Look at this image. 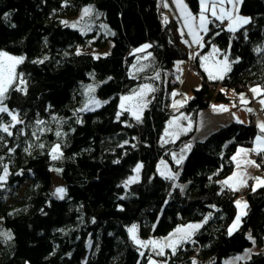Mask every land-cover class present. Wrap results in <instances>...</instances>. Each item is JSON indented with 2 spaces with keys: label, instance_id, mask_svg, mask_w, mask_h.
I'll list each match as a JSON object with an SVG mask.
<instances>
[{
  "label": "trees",
  "instance_id": "16d2710c",
  "mask_svg": "<svg viewBox=\"0 0 264 264\" xmlns=\"http://www.w3.org/2000/svg\"><path fill=\"white\" fill-rule=\"evenodd\" d=\"M183 1L190 13H199L198 0ZM86 5L111 28L110 35L95 28L81 34L62 23ZM163 11L157 0H0V52L24 57L16 66L22 85H11L2 104L20 123L0 113V127L12 133L0 131V175L5 166L8 170L0 182V223L11 232L9 239L0 237V264H145L149 253L141 255L130 238L131 225L142 240L202 223L174 255L167 252L168 264H192L193 256L196 264H222L252 243L248 233L257 247L264 245V186L243 192L246 215L229 235L237 192L220 183L233 171L234 151L264 136L257 126L229 122L201 141L191 142L189 131L175 142L159 143L174 114L165 105L163 76L176 60L190 59L179 23L163 24ZM239 13L249 23L234 31L219 21L209 24L198 49L216 46L227 55L231 71L209 81L199 70L201 85L178 113L195 117L212 103L231 101L219 86L241 91L259 84L264 90V0H241ZM108 41L107 54L75 52L87 45L104 49ZM143 43H148L144 51H132ZM143 52L150 54L160 80L152 71L129 75ZM92 80L98 82L96 95L109 98L99 108L79 112L77 85ZM144 81L156 86L141 119L127 112L118 116L119 95ZM56 144L62 155L53 160ZM182 144L191 148L175 165L169 153ZM160 158L176 170V180L158 174ZM137 165L138 179L128 180ZM53 170L64 183L62 199L49 193ZM240 264H264V251Z\"/></svg>",
  "mask_w": 264,
  "mask_h": 264
},
{
  "label": "rangeland",
  "instance_id": "374dc122",
  "mask_svg": "<svg viewBox=\"0 0 264 264\" xmlns=\"http://www.w3.org/2000/svg\"><path fill=\"white\" fill-rule=\"evenodd\" d=\"M232 5H233V3L231 4V7H232ZM85 8L90 9V12L87 15L84 14ZM194 16H196L197 19L193 22V26L198 31L199 13L197 15H194ZM96 17H98V12L92 6L86 5V6L80 7L78 12L76 13V15L70 16V17H63L61 19V21L63 24H65L71 28L77 29L81 34H87L95 28V29H98L99 31L103 32L106 35H110L112 33L111 28H109L108 25L105 24L104 22L96 20ZM181 31L184 32L182 30V28H181ZM185 40L187 41L186 34H185ZM187 43H188V41H187ZM110 46H111L110 41H108V44L104 49H97V48L92 47L90 45L78 46L77 48H75V52L79 51V53H81V52L82 53H84V52L85 53H91L93 56L104 55V54H107L109 52ZM145 46H148V43L140 44V45L136 46L135 48H133L132 51L133 52L144 51L147 48ZM188 47L190 49V48H192V45H188ZM146 53L147 52H143V53H139L137 55V57L135 58L132 65L129 67V75H131L132 77H136L142 73H148V72L152 71L151 76H155V79L158 81V80H160V77L158 76V72L154 69V62L151 58H144V55ZM8 56L18 57V56H13V55H9V54H8ZM139 57H141V58H139ZM207 57H208V61L211 64L216 63V55L213 53V51L209 52L207 54ZM2 59H4V63L6 65L12 63L11 61H8L6 58H2ZM17 65H15L14 72H13L15 79L8 86V88L14 84L18 85V86L22 85V82H23L22 78L16 71ZM188 66H189V60H186V59L176 60L172 66V69L167 71L163 76L162 85H163V88L165 90L164 91L165 105L169 108V110H173V112L178 111V109H180L183 106V104L186 103L192 97V90L199 88L201 85V82H202L201 77L198 76L197 74H195V72L190 71L188 69ZM97 85H98V82L94 81V80L89 81V82H80L77 85V90L81 96L79 105L77 106V110L79 112L88 111L89 109L93 110V109L99 108L101 105H103L108 100L109 97L102 98V97H98L96 95ZM144 85H149L152 89H155V86H156L152 82L144 81V82L140 83L137 87L132 89L131 91H129L125 94L119 95V98H118L119 113L120 112H127L129 114V116H131L133 119H136L135 115L133 113H136L139 115L142 114V112L146 108L154 90L148 91L147 89H145L144 94H143V98H142V104L144 106L141 108L136 107L137 100L140 99V97L137 96L132 100L123 101L124 108L122 109L121 108V103H122L121 97L133 96V94L138 93ZM252 86H253V88L254 87H260L263 90L262 86L259 84H253ZM219 89H222L223 91H225V93L231 99H232V96L234 95V93H236L235 90L232 88H225L224 89L222 86H219ZM174 93H175V95H173ZM251 93L253 94L252 91H251ZM257 99H259V100L264 99V94H262L261 96H258ZM2 106H4V105H2ZM240 107H242V105H239V106L235 107L234 109H237ZM201 111H202V113H207L209 118L216 117L214 114H210V110L204 109ZM201 111H199V112H201ZM14 115H16V114H14ZM17 119L19 120L18 117H17ZM176 121H178L177 118H172L166 123L165 128H164V130L161 133L160 138H159L160 144L163 145V144L175 142L181 136H183L184 125H182V123L174 125V123ZM12 122H16V121L12 120ZM202 125H203V122L201 120L200 126H199L197 132L195 131V133H194V135H196L195 138H199V139L193 140V138L191 137V142L204 140L206 138V136L210 133V132L205 133V131L203 132ZM197 133L201 136H198ZM192 136H193V134H192ZM188 145H190V144H188ZM186 153H187L186 144H182V145H180V147L178 149H172L169 153V157L172 159L173 164L178 165L176 163V159H179L181 156H183L185 158ZM174 157H175V159H174ZM137 166H136V169H137ZM156 168H157L158 174L161 176L167 177L168 175L172 174V175H175V177H176V170H174L172 167H169L167 161L163 158L159 159L158 163L156 164ZM135 179H138V171H136L132 176H130L128 178V180H131V181H133ZM174 180H176V178ZM50 183H51V185L49 187V193L51 194L52 198L61 199V198H59V195L56 194V189H58V188H64L65 189V187H64V183L62 182L61 178L58 176L57 173H55L54 170L51 172V182ZM182 186L183 185H180V187H182ZM65 194L66 193L63 194V198L65 197ZM240 201L245 203L244 198H243V200H240ZM238 214H240L239 211H238ZM238 214L236 213V216ZM189 224H202V223L201 222H194V223L184 224L183 226H178V227H184V226H187ZM132 226L133 225H131L130 228ZM178 227L173 229V232ZM189 231H192V230H189ZM136 236H137V233H136ZM0 237L8 238V239L11 237V232L8 229L2 227L1 223H0ZM167 237H169V235L163 236V237H153L152 236L148 239H142V240L138 237V239L141 241H145V242L150 241V240L163 241ZM248 237H249V233L247 234V238ZM130 238H131V236H130ZM190 238H189V240H190ZM251 241H253V240H251ZM136 245L139 246L140 253L144 252L145 250L149 253L148 260L146 261L145 264H168L167 263V259H168V253L167 252L172 253L171 248H164L163 255H159L158 254L159 248L154 250L151 244H145V246H140L138 244H136ZM246 250H250V251H247V254H246ZM259 251H264V245L261 247H257L252 242L247 248H245V250L238 253L237 255L228 256L227 258H224L222 260V264H240V263H243V262L249 260V257L252 254L259 253ZM87 252L88 251H86V253L83 255L84 256L83 259L86 258ZM237 257H241V259L237 260L236 259ZM193 260H195L194 256H193L192 261H191L192 264H193Z\"/></svg>",
  "mask_w": 264,
  "mask_h": 264
},
{
  "label": "snow or ice",
  "instance_id": "6c2138e0",
  "mask_svg": "<svg viewBox=\"0 0 264 264\" xmlns=\"http://www.w3.org/2000/svg\"><path fill=\"white\" fill-rule=\"evenodd\" d=\"M175 2L177 4V6L181 8L182 13L184 14L185 23H186V26L189 28V35L193 37V42L196 44H199L201 47H203V44L201 43V41L203 40V37L199 35V32H203V33L207 34L209 31V28H208L209 24H212L215 21H219L220 24H223L224 21L227 19L229 21L228 31H234L235 29H234L233 25L236 24L237 22H239L241 25L249 23V20L247 18H242L239 16H233L232 12L225 9V7H224L225 2L231 4V3H233V0H199L200 11H199V16H198L199 25H198V31H197L193 26V22L197 19V17L193 16L192 13L187 11V6L183 4V0H175ZM237 2H239V0H237ZM89 12H90V9H88V8L84 9L85 15H87ZM209 16H211L213 19H209ZM165 22H167V21H165ZM216 34L219 35V33H216ZM181 35H183V33H181ZM184 42L187 43V41H184ZM145 47H148V46H145ZM219 51H220L219 49H217L213 46V53L214 54L219 52ZM77 54H79V51L77 52ZM2 58H6L8 61H11L12 63L6 65L4 63V59H2ZM204 59H207V57H205ZM23 60H24V57H12V56H8L7 53L0 52V113H5V112L8 113L11 116L12 120L16 121V123H20V121L17 119V116L14 115L12 112H10L7 107L2 106V104H3L4 94L7 91L8 86L15 79V77L13 75L15 65L22 63ZM235 62H238V60ZM33 63H37V61H33ZM39 63H43V61H39ZM216 63L222 66L221 70L218 71L216 73V75H213V73L208 72V69L205 68V71L208 72V76H209L210 80H215V79L222 80V79H224V76L226 75V73L231 71V64L228 62L227 55L224 56L223 60L217 61ZM145 89H147L148 91L154 90L149 85H144L140 89V91L138 93H134L133 96L121 97V100H122L121 108L122 109L124 108L123 101L132 100L137 96H139L140 99L137 100L136 107L137 108L143 107L144 105L142 104V98H143V94H144ZM17 90H19V89H17ZM250 90L253 92L254 95L264 94V90H262L260 87H254V88H251ZM173 95H175V93ZM240 99L242 102L247 103L243 94H240ZM259 103L261 105H264V99H261L259 101ZM213 108H214V110H216L217 106H213ZM89 110H91V109H89ZM219 110L220 111H227V108L223 105H220ZM248 111L251 112L252 110L248 109ZM119 114L120 113H117L118 116H119ZM133 114L135 115V118L137 121H139L141 119V116L139 114H136V113H133ZM237 122L242 123V121H237ZM38 123L42 124L44 122L38 121ZM258 128L260 129L261 133H264V122L259 123ZM0 131L7 132L9 135H12V133L9 131L8 127H0ZM60 135H61V133L59 131H57L56 136L59 137ZM0 139H2V137H0ZM254 143H255V147L252 149H243V148L238 149L237 155L233 156L232 160L236 161L237 156H239L241 153H243V155L245 157L248 155L249 152H252L258 156H264V136L257 135L255 137ZM40 147H44V146L40 145ZM187 147L191 148V145H188ZM50 155H51V158L53 160L60 158L62 153L60 152V145L59 144H56L55 146H53L51 148ZM174 159H175V157H174ZM183 159H184V157L181 156L179 159H176V163L179 165ZM244 162L247 165H251V166H254L257 168L260 167L259 164H257L255 161H252V160L245 159ZM139 167L140 166H137L136 171H139ZM237 167L238 168L240 167L239 163H237ZM57 171H60V170L57 169ZM7 174H8V170H7V167L5 166L4 175H0V182L5 181ZM245 175L246 174L233 173L232 176L228 177L227 179H225L221 183L224 185H227L233 191H238L239 186H247L246 179L244 178ZM166 178L175 179V175L170 174ZM253 179L256 180L257 185L264 186V179H262L260 177H254ZM233 180H236V184L230 183V181H233ZM181 190H183V189H181ZM252 190L255 191L256 190L255 187H253ZM64 193H65L64 188L56 189V194L59 195V198L62 199ZM236 206H237V208H241V207L246 208L247 204L246 203L242 204V202L240 200H237ZM242 215H246V212H241L240 214H238L236 216L235 221L233 222V224L228 229L229 235L232 234L234 229L238 228ZM205 222H207V220H205ZM201 226H202L201 224H189V225L184 226V227H178L173 233L169 234V237L165 238L163 241L150 240V241L145 242V241L139 240L138 237L136 236V227H137L136 225H133L131 228L128 229V231H129V234H130L132 240L136 244H138L140 246H145V244H151L154 250L159 248V252H158L159 255H163L164 248H171L172 254L174 255L177 247L181 243H187L189 238L193 234V232L195 230H198ZM189 230H192V231H189ZM248 238L250 240H252V237L250 234H249ZM252 242L255 243L254 240ZM193 243H194V241H193ZM247 251H250V250H246V254H247ZM141 255H143V253H141ZM236 259L239 260V259H241V257H237ZM193 264H196L195 260H193Z\"/></svg>",
  "mask_w": 264,
  "mask_h": 264
},
{
  "label": "crops",
  "instance_id": "0c3cea01",
  "mask_svg": "<svg viewBox=\"0 0 264 264\" xmlns=\"http://www.w3.org/2000/svg\"><path fill=\"white\" fill-rule=\"evenodd\" d=\"M157 2H158V5L162 11L163 10L168 11L170 19L176 20L179 23V27L181 26L180 29L182 28V30L185 32V33L184 32L183 33L186 34L187 41H188L187 45L197 46L198 49H200L201 46L199 44L194 43L193 37L189 35V29L186 26L184 14L182 13L181 8L177 6L175 0H157ZM240 2H241V0H239V2H237V0H233L232 7H231L232 3L230 4V3L225 2V4H224L225 9L232 12L233 16H239L242 18H247L245 16H242L239 13ZM198 3H199V0H198ZM183 4L186 5L184 3V1H183ZM199 8H200V4H199ZM187 11L190 12L188 10V8H187ZM209 18L213 19L211 16H209ZM224 22H226V25L228 28L229 21L226 19ZM240 26H242V25L239 22H237L236 24L233 25L235 30L237 28H239ZM199 35L203 37L204 33L199 32ZM201 43H203V40L201 41ZM213 46L214 45H211L209 47V49L203 53H199V50H198L195 54V57L197 60V67L203 73V75L206 77V79L209 81H218L220 79L210 80L209 76H208V72H211V73H213V75H216V73L218 71H220L222 68L221 65H219L217 63L211 64L208 61L207 54L209 52L213 51ZM214 47L217 48L216 46H214ZM190 54H191V52H189V55ZM215 55H216V62L223 60L224 56H225L221 52V50L219 52L215 53ZM205 57H207V59H204ZM139 58H141V57H139ZM144 58H150V54L146 53L144 55ZM228 62L230 63L229 60H228ZM205 68L208 69V72L205 71ZM251 88H253L252 85H250L248 88H246L244 90H241L243 93L241 91H235L236 93H234V95L232 96L231 101H229L227 103H212L207 108V110H210V114H214L216 116L214 118L213 117L209 118L207 113H202V111L198 112L195 117H192L190 114H187L185 112H179L178 113L177 111L173 112V110H171L172 113H174V114L169 118V120L172 118H177L178 121H176L174 123V125L182 123V125H184L183 135L188 133L189 131H192L193 132V136H192L193 140L199 139V138H195L196 135H194V133H195V131L197 132V130L200 126L201 120L203 122V125H202L203 132L205 131V133H209V132H211V131H213V130H215V129H217V128L225 125V124H228L229 122L242 121L243 124H249L250 123L249 114H251V115H254V117H255L254 125L257 126V128H258V124L264 122V105H261L259 103L260 100L257 99V97L261 96L262 94L256 95V96L253 95L251 93V90H250ZM240 94H243L247 103H244L241 101ZM220 105L225 106L227 108V111H220L219 110ZM239 105H242V107L234 109L235 107H237ZM213 106H217L216 110H214ZM248 109H251L252 111L249 112ZM166 123H165V125H166ZM165 125L163 127V130L165 128ZM197 135L201 136L198 133H197ZM254 141H255V138H254ZM187 146H188V144H186V151H188V149H189V148H187ZM254 147H255V143H253V145L251 147H245V146L244 147H238L234 151L233 156L237 155L238 149H241V148L252 149ZM256 156H258V155L254 154L252 152H249L246 157L243 155V153H241L239 156H237V160L233 161V164H234L233 171L228 177L232 176L233 173L246 174L244 176V178L246 179V183H247V186H239V190L234 191V192H237L236 201H237V199L243 200V198H244L243 192L246 190V188L250 187L253 189V187H255V189H256V187H259V185H257V183H256V180L253 179L254 177H260V178L264 179V156H261L262 158L259 161L256 159ZM245 159L255 161L257 164L260 165V167L257 168V167L245 164V162H244ZM237 163L240 164L239 168L237 167ZM228 177L224 178V180L227 179ZM224 180H222V181H224ZM230 183L236 184V180L230 181ZM221 185L223 187L225 186V187L229 188L227 185H224L222 183H221ZM242 204H243V202H242ZM245 210H246V208H243V207L237 208L236 213L238 214V211L240 213L245 212Z\"/></svg>",
  "mask_w": 264,
  "mask_h": 264
},
{
  "label": "built area",
  "instance_id": "2783aa9c",
  "mask_svg": "<svg viewBox=\"0 0 264 264\" xmlns=\"http://www.w3.org/2000/svg\"><path fill=\"white\" fill-rule=\"evenodd\" d=\"M162 20H163V24H167V23L169 22L170 17H169V13H168V11H163V12H162ZM165 21H167V22H165ZM222 25H223L224 29H227L225 23H223ZM191 50H192V52L196 51V47H192ZM188 69H189L190 71L195 72L196 74H199V72H198V70H197V68H196V65H195V63H194L193 58H191V60H190V64H189V66H188ZM249 120H250L251 124H254V122H255V117H254V115L249 114Z\"/></svg>",
  "mask_w": 264,
  "mask_h": 264
}]
</instances>
